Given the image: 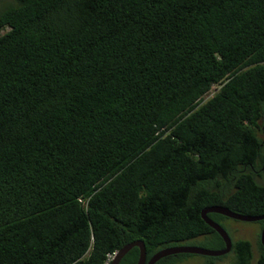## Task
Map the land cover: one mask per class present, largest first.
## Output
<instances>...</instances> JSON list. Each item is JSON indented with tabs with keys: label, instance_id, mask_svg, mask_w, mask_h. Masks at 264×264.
I'll return each instance as SVG.
<instances>
[{
	"label": "trees",
	"instance_id": "trees-1",
	"mask_svg": "<svg viewBox=\"0 0 264 264\" xmlns=\"http://www.w3.org/2000/svg\"><path fill=\"white\" fill-rule=\"evenodd\" d=\"M0 31V264L219 249L202 208L264 214V0H13Z\"/></svg>",
	"mask_w": 264,
	"mask_h": 264
},
{
	"label": "water",
	"instance_id": "water-1",
	"mask_svg": "<svg viewBox=\"0 0 264 264\" xmlns=\"http://www.w3.org/2000/svg\"><path fill=\"white\" fill-rule=\"evenodd\" d=\"M209 212L218 213L224 216H227L232 219L242 220V221H256L264 219V215H246L231 211L230 209L220 206L214 205L209 207H204L200 211V217L202 220L211 227L222 239L224 246L219 249H209L200 246H191V245H174L161 248L154 252L146 261L144 245L142 241L135 240L129 243L122 245L113 255L112 259L108 262V264H118L123 255L132 247H137L138 255L134 264H153L158 259L165 257L171 254L177 253H187V254H199L205 256H221L229 252L231 248V239L225 229L213 221L209 217H206V214ZM259 242L264 250V226L262 227L259 234Z\"/></svg>",
	"mask_w": 264,
	"mask_h": 264
},
{
	"label": "rangeland",
	"instance_id": "rangeland-1",
	"mask_svg": "<svg viewBox=\"0 0 264 264\" xmlns=\"http://www.w3.org/2000/svg\"><path fill=\"white\" fill-rule=\"evenodd\" d=\"M13 0H0V9L4 8L6 4L12 3ZM2 31H0L1 33ZM257 135L260 138L264 137L262 131H257ZM259 182L264 183V179H257ZM223 227L229 235L231 241L245 239L251 243L252 246V258L248 264H255L258 255V236H259V223L257 221L247 222L242 220H236L232 218H225L222 220ZM209 238L199 236L194 239L183 241L181 245L200 246L208 248L211 246ZM212 249V248H209ZM236 259L234 252H228L220 257L213 258L210 256L193 254L188 255L177 261L174 264H232Z\"/></svg>",
	"mask_w": 264,
	"mask_h": 264
},
{
	"label": "flooded vegetation",
	"instance_id": "flooded-vegetation-1",
	"mask_svg": "<svg viewBox=\"0 0 264 264\" xmlns=\"http://www.w3.org/2000/svg\"><path fill=\"white\" fill-rule=\"evenodd\" d=\"M261 178H263L264 179V177H261V176H257L256 177V180L257 179H260L261 180ZM258 181V180H257ZM259 182V181H258ZM261 183V182H260ZM218 214V213H217ZM221 215V214H220ZM260 215H264V214H260ZM223 217H226V218H229V217H227V216H224V215H222ZM255 216H257V215H255ZM206 217H212V216H209L208 214H206ZM214 217H216V216H214ZM258 223H259V234H260V231H261V229H262V227L264 226V219H261V220H256ZM247 222H253V221H247ZM219 224V223H218ZM223 227V226H222ZM224 228V227H223ZM258 241H259V236H258ZM260 243V242H259ZM179 254H184V253H177V254H171V255H173L174 256V261L173 262H169L168 264H174L175 262H177V261H181V259H183V257H180V256H178ZM185 254H187V253H185ZM167 256H170V255H167ZM166 257V256H165ZM163 258V257H162ZM148 259V258H147ZM147 259H146V261H147ZM159 260V259H158ZM158 260L157 261H155L153 264H157V262H158Z\"/></svg>",
	"mask_w": 264,
	"mask_h": 264
},
{
	"label": "built area",
	"instance_id": "built-area-1",
	"mask_svg": "<svg viewBox=\"0 0 264 264\" xmlns=\"http://www.w3.org/2000/svg\"><path fill=\"white\" fill-rule=\"evenodd\" d=\"M116 251H113L111 253H107L106 254V258H105V261H104V264H108V262L112 259L113 255L115 254Z\"/></svg>",
	"mask_w": 264,
	"mask_h": 264
}]
</instances>
